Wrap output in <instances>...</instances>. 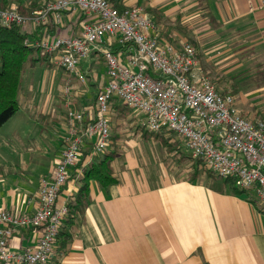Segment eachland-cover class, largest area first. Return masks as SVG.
<instances>
[{
	"label": "crops",
	"instance_id": "0c3cea01",
	"mask_svg": "<svg viewBox=\"0 0 264 264\" xmlns=\"http://www.w3.org/2000/svg\"><path fill=\"white\" fill-rule=\"evenodd\" d=\"M48 1L38 4L42 7ZM125 3L160 10L165 16L160 31L165 30L174 41L182 38L196 42L199 60L213 80L208 62L216 66L218 59L207 53L205 57L196 41L199 27L205 23L200 22V10L205 9L214 30L223 34L230 31V35L237 32L238 37H243L248 43L241 46L244 54H252L258 47L263 51L261 55L264 54V0H125ZM211 14L215 21L211 20ZM90 19L80 11L65 13L61 27L54 33L77 34ZM225 59V56L219 58L221 62ZM258 61L256 64L264 67ZM81 70H86L84 63ZM105 72L104 58L97 54L87 73L89 85L80 91V105L94 102L99 87L107 80ZM260 73H264V68ZM65 75L64 71L66 78ZM263 83L264 79L258 84L263 86ZM215 84L219 91L226 92ZM90 85L93 90L89 89ZM132 114L119 113L112 105L109 146L116 151L113 167L119 182L107 189L91 182V200L83 219L72 229L73 240L62 256L56 253L51 258L50 264H264V206L254 192L222 191L220 184H214L206 174L195 182L190 181L193 168L188 162L177 163L180 155H172L173 164H167L169 152L164 154L160 148L144 145L142 128L135 131L136 126L130 129L126 125L128 121L138 123L132 121ZM50 117L49 113L39 115L46 125L56 119L61 121L55 159L49 164L42 161L45 168L39 170V176L36 178L31 172L33 179L25 180L20 189L14 185L15 181L5 182L0 172V208L16 214L35 211L40 178L55 167L68 126L66 112L59 113V118ZM7 155L8 169L29 161L28 156L12 152ZM94 158L88 156L85 163L90 165ZM76 168L70 171L60 201L70 202L79 187L81 175ZM186 171L184 177L173 176L174 172ZM40 236L38 229H22L11 238L10 246L22 249L37 244Z\"/></svg>",
	"mask_w": 264,
	"mask_h": 264
},
{
	"label": "built area",
	"instance_id": "2783aa9c",
	"mask_svg": "<svg viewBox=\"0 0 264 264\" xmlns=\"http://www.w3.org/2000/svg\"><path fill=\"white\" fill-rule=\"evenodd\" d=\"M76 11L91 18L79 33L46 31L41 39L26 42L53 54L55 64L66 71L65 96L71 95L73 79L85 83L97 54L104 58L107 80L89 105L79 104L81 92L77 100L67 98L68 126L60 157L51 173L40 178L35 211L16 214L0 208V263L50 264L68 213V203L59 200L60 190L84 146L93 144L90 157L109 147L114 101L138 112L151 131L175 132L207 171L233 178L264 206V120L242 114L236 96L217 89L194 44L175 45L162 39L154 17L143 6L120 12L109 0H49L31 15H22L12 4L0 8V25L19 24L33 31L53 18L56 29L65 13ZM86 119L91 122L85 124ZM28 228L40 231L37 244L12 248L14 234Z\"/></svg>",
	"mask_w": 264,
	"mask_h": 264
},
{
	"label": "rangeland",
	"instance_id": "374dc122",
	"mask_svg": "<svg viewBox=\"0 0 264 264\" xmlns=\"http://www.w3.org/2000/svg\"><path fill=\"white\" fill-rule=\"evenodd\" d=\"M32 2L42 3L43 0H11L10 5L12 3L15 5L20 3L22 5H30ZM200 12L202 14L200 22L205 23L199 27L196 41L199 47L201 46V51L205 57L207 53L212 59H218V62L215 63L219 65L216 66H212L208 62L214 81L216 80L215 82L218 83L222 91L231 92L232 89L238 88L239 92L236 94L238 109L253 120H264V83L263 86L258 84L264 79V73H260V70L264 67L256 64V60H259L258 62L264 66V54L261 55L263 51L258 47L252 54H244L241 48L245 43L246 45L248 43L244 41L243 37H238L237 32L230 35V31H226L223 34L218 30H214L208 23L209 17L205 9L200 10ZM183 41L184 39L177 38L171 43L180 44ZM221 56H225L227 59L221 62L219 60ZM64 71V69L57 65L48 67L40 63L29 67L24 76L23 89L19 98L21 109L0 130V172L4 174L5 182L13 184L15 181L16 184L14 185H17L19 189L23 187L25 180L33 179L32 173L36 175V178L39 176V170L45 168L42 161L49 164L57 155L56 148L60 135L59 131L62 130L60 126L61 121L59 122L56 119L54 123L46 125L39 118L40 113L51 114V119L59 118V113L65 112L67 98L73 96L77 100L79 97L77 94H80V87L83 85L81 89H87L89 85L88 77H86V81L82 85L78 79H73L71 95L65 96L67 73L65 71V78L63 76ZM89 89L93 90L92 85L89 86ZM132 115L134 116L132 121L138 123L130 124L131 121H128L126 125L130 129H134L133 127L136 126L135 131L141 129L144 126V119L142 120V116L138 112L133 111ZM141 132L144 134L143 140L146 143L144 145L160 148L164 154H168L169 152V156H167L165 161L167 164L172 165V155L177 157L179 154H176L172 148L167 149L166 143L170 141L167 136L177 139V134L169 130L163 131L165 136H162L161 132L151 131L147 126ZM180 146L183 153L187 155L183 143ZM11 152L17 156H28L29 161L23 163L22 166L19 164L16 169H8L7 153ZM157 158L161 157L158 156ZM176 160L177 163L181 162V159L176 158ZM186 162L191 165V168L198 165V161L195 158L191 159L188 157L184 163ZM187 173V171L184 173L174 172L173 176L180 178L184 177ZM209 179L214 184L222 183L219 177H211Z\"/></svg>",
	"mask_w": 264,
	"mask_h": 264
},
{
	"label": "trees",
	"instance_id": "16d2710c",
	"mask_svg": "<svg viewBox=\"0 0 264 264\" xmlns=\"http://www.w3.org/2000/svg\"><path fill=\"white\" fill-rule=\"evenodd\" d=\"M109 1L120 12H123L126 8L131 7L125 3V0ZM36 3L37 2H32L28 6L19 4L17 6L18 11L22 15H31L35 10L41 8V5ZM10 4V0H0L1 9H6L10 6ZM146 11L154 17V21L158 27L164 25L165 16L160 10L153 7H147ZM210 17L212 21H215L212 14ZM53 22L54 20L52 18L50 24L42 25L33 31L23 30L19 24H12L10 26L0 25V128L12 119L21 109L19 98L23 89L24 76L27 69L37 63L45 64L48 67L56 66L53 54L45 53L40 47L29 45L26 42L27 40L35 42L41 39L46 31L49 34H53L55 31V24ZM160 32V37L162 39L168 41L169 43L173 41V38H170L166 34L165 30H161ZM191 42L195 46H198L196 42ZM238 92V88L232 89L231 91L234 96H237L236 94ZM113 105L119 113H123L126 116L131 112L133 113L132 109L125 107L120 101H114ZM242 114L244 113L242 112ZM90 122L91 121L89 119H86L85 124ZM143 125L146 127L145 124ZM144 126L142 129L145 128ZM163 131L169 130L159 131L162 133V136H165ZM167 137L170 139V141H167L166 143L167 149L172 148L176 151V154L180 155L181 163L186 161L188 157L194 159L190 154L186 155L183 153V150L180 149V145H182L181 139L178 137L177 139L173 137L171 138V136ZM92 150V143L83 147L80 159L75 165L81 175L79 180L80 184L74 197L70 200V202H68V213L62 219L52 257L56 253L62 256V254L68 250V246L73 240L72 229L77 222H80L83 219L86 209L90 203L91 182H97L103 189H107L111 184L119 182L114 175L113 167L116 151L110 149L109 146L103 153L97 154L91 164L88 165L85 162L87 157L91 156ZM177 159L179 158L177 157ZM197 161L198 165L190 171L188 177L190 181L195 182L205 174L208 178L218 177L216 174L206 170L204 165H202V160L197 159ZM220 179L222 183L220 184L219 189L222 191H228L231 194H240L245 190H248L237 186L233 178ZM61 191L62 189L60 192Z\"/></svg>",
	"mask_w": 264,
	"mask_h": 264
}]
</instances>
